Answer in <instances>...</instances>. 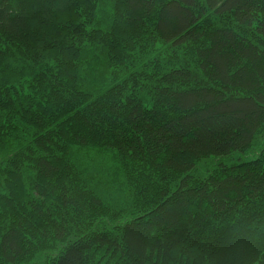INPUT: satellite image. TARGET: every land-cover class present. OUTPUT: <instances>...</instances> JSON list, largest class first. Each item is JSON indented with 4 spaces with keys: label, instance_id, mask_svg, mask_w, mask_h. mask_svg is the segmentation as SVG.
<instances>
[{
    "label": "trees",
    "instance_id": "1",
    "mask_svg": "<svg viewBox=\"0 0 264 264\" xmlns=\"http://www.w3.org/2000/svg\"><path fill=\"white\" fill-rule=\"evenodd\" d=\"M263 231L264 0H0V264H264Z\"/></svg>",
    "mask_w": 264,
    "mask_h": 264
},
{
    "label": "rangeland",
    "instance_id": "2",
    "mask_svg": "<svg viewBox=\"0 0 264 264\" xmlns=\"http://www.w3.org/2000/svg\"><path fill=\"white\" fill-rule=\"evenodd\" d=\"M262 183H263V181H262ZM244 189H242L241 188V191H243ZM257 190V189H256ZM256 190H250L249 189V193L251 194V196H252V193H254ZM239 195V194H238ZM230 197L232 198V203H233V205H235V204H238V199H237V197H236V194H230ZM240 198H242L243 197V193L239 196ZM240 203V202H239ZM234 208V207H233ZM236 208H239V206L238 207H236ZM232 211V209H230L229 210V212H231ZM257 224H259V225H261V221H259V222H257V223H255L252 227H249L246 231H248L249 233L252 231V230H255L256 232H259L260 231V227L257 225ZM255 225H257V226H255ZM255 226V227H254ZM263 234H264V231H263ZM262 235H260V234H258V235H252L251 237L253 238V242H255V241H258L259 239L261 240L262 239V237H261ZM246 241L244 240L243 241V243H245ZM241 244V247H240V249L242 250V251H248V253H252V250H253V248H252V246H251V248L248 250V249H243L245 246H249V243H247V244H242V243H240ZM243 245V246H242ZM221 248H223V247H221ZM221 248H216V246H212L210 249H212L213 251L215 250V254H214V256H215V258L213 259V260H211V264H217L216 262H220V260H218V258H221L222 257V253H224L223 252V249H221ZM198 253V252H197ZM214 253V252H213ZM247 253V254H248ZM211 254V253H210ZM225 254L227 255V257H231L228 253H226L225 252ZM176 255V253L174 254V256ZM201 261L204 263L205 261H207V259L205 260L202 256H201ZM216 261V262H215ZM222 264H228V263H222Z\"/></svg>",
    "mask_w": 264,
    "mask_h": 264
}]
</instances>
